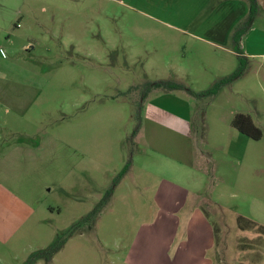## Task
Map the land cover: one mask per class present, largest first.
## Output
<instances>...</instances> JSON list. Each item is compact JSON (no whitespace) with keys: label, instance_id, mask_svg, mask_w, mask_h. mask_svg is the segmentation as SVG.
Returning a JSON list of instances; mask_svg holds the SVG:
<instances>
[{"label":"rangeland","instance_id":"1","mask_svg":"<svg viewBox=\"0 0 264 264\" xmlns=\"http://www.w3.org/2000/svg\"><path fill=\"white\" fill-rule=\"evenodd\" d=\"M248 6L0 0V264H125L130 248L145 262L152 247L166 262L183 245H211L222 264H262L264 235L250 227H264V24L232 41ZM238 52L244 74L214 96L172 92L190 103L195 149L194 170L174 176L134 134L137 106L142 117L159 92L141 100L140 91L170 81L203 92L237 69ZM236 114L250 116L259 140L231 127ZM22 144L34 150L19 153ZM197 210L213 237L186 236ZM61 239L50 260L40 256Z\"/></svg>","mask_w":264,"mask_h":264},{"label":"crops","instance_id":"2","mask_svg":"<svg viewBox=\"0 0 264 264\" xmlns=\"http://www.w3.org/2000/svg\"><path fill=\"white\" fill-rule=\"evenodd\" d=\"M256 3L257 15L252 24H256L258 21L264 24V0H256ZM246 56L253 58L257 55L250 53ZM142 108V117L139 118V127L135 135L143 138L150 151L166 160V167L171 174L180 178H187L191 171L194 170L195 157L190 103L173 93L156 92L151 98L149 97ZM16 150H20L19 153L22 154H29L34 148L22 144L17 145ZM131 165L130 160V166L126 174L131 171ZM180 188L178 194H182V200H185L187 189L184 187ZM181 211L179 209L173 213H181ZM202 216L199 211L198 215L194 211L190 212L187 218L186 236L190 234L193 237H213L212 228L205 223L206 220ZM195 218L200 221L201 225L199 227H196V224L192 225ZM19 222L20 224L22 223L21 219ZM1 232L5 237H9L8 234L11 236L13 233V231L7 230H1ZM255 233L258 234L257 232ZM211 251V245H183L172 251L170 260L160 262V256L157 255L160 252L159 247H152L149 251L150 260L143 262L138 260L139 257L133 255L135 252H132V248H130L128 251V254H130L124 262L125 264H222L211 260ZM52 256L48 259L46 258V261L50 260ZM262 264H264V257Z\"/></svg>","mask_w":264,"mask_h":264},{"label":"trees","instance_id":"3","mask_svg":"<svg viewBox=\"0 0 264 264\" xmlns=\"http://www.w3.org/2000/svg\"><path fill=\"white\" fill-rule=\"evenodd\" d=\"M248 1V15L245 18V20L237 27V29L234 31L233 36H232V41L235 47H238L242 37L248 32L250 26L252 25L256 15H257V3L256 0H247ZM238 60H239V65L237 69L231 73L230 75L220 78L217 81H215L209 89L196 93L193 92L189 89H187L185 86L175 83V82H170V81H157V82H151L145 84V88L140 91L141 94V100H144L147 98V96L153 92V91H159V92H164V93H172L178 90H185L190 96L196 99H202L207 96H214L217 94V92L224 87L225 85H228L235 81L236 79L240 78L244 74L245 70V61L246 57H244L240 52H238ZM136 90H139L138 86H131L129 90L127 91L128 93H132ZM127 93V94H128ZM129 99V97H128ZM139 108H141V105L137 106L136 111L133 113L132 117H135L134 119L137 121V126L134 130V134L136 133L138 127H139V118H140V113H139ZM230 125L233 129H235L237 132L247 136L248 138L252 140H259L261 138V132L260 130L253 124L250 116L246 114H236L232 118ZM130 166V160H127L125 163L124 167L121 169L119 174L116 176L115 182H118L128 171ZM112 191V190H111ZM110 190L106 192L105 197L103 199V202L99 203L97 206H101L105 202H107V199L111 196ZM98 213V210L94 208L92 212L87 214V216L82 218V221H85L89 219L90 215L96 216ZM240 221V220H239ZM79 224L76 223L72 225L71 229L68 231L66 234L67 238L70 237L73 232L78 228ZM240 227V226H238ZM252 230L255 232L262 233L264 235V227L263 226H258L255 222H251V227ZM66 238V239H67ZM66 239H61L60 241H56L55 244L45 250L40 251V256L44 255L45 258H49L50 256L54 255L57 251H59L62 246L64 245ZM39 257V256H38Z\"/></svg>","mask_w":264,"mask_h":264}]
</instances>
